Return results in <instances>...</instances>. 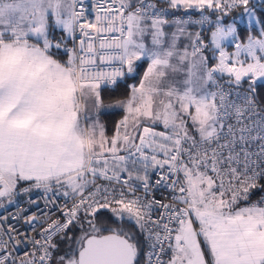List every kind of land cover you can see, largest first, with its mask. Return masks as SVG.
<instances>
[{
    "label": "snow or ice",
    "instance_id": "obj_1",
    "mask_svg": "<svg viewBox=\"0 0 264 264\" xmlns=\"http://www.w3.org/2000/svg\"><path fill=\"white\" fill-rule=\"evenodd\" d=\"M0 264H264V0H0Z\"/></svg>",
    "mask_w": 264,
    "mask_h": 264
},
{
    "label": "rangeland",
    "instance_id": "obj_2",
    "mask_svg": "<svg viewBox=\"0 0 264 264\" xmlns=\"http://www.w3.org/2000/svg\"><path fill=\"white\" fill-rule=\"evenodd\" d=\"M107 121V123H108V125H109V128L111 127V124H112V121H113V119H111V120H106Z\"/></svg>",
    "mask_w": 264,
    "mask_h": 264
},
{
    "label": "trees",
    "instance_id": "obj_3",
    "mask_svg": "<svg viewBox=\"0 0 264 264\" xmlns=\"http://www.w3.org/2000/svg\"><path fill=\"white\" fill-rule=\"evenodd\" d=\"M106 120L115 119L114 117H105Z\"/></svg>",
    "mask_w": 264,
    "mask_h": 264
}]
</instances>
